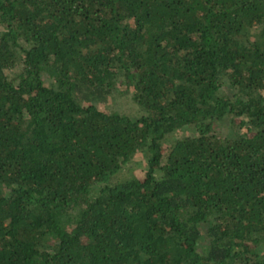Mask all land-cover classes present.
I'll list each match as a JSON object with an SVG mask.
<instances>
[{
  "label": "trees",
  "instance_id": "1",
  "mask_svg": "<svg viewBox=\"0 0 264 264\" xmlns=\"http://www.w3.org/2000/svg\"><path fill=\"white\" fill-rule=\"evenodd\" d=\"M0 264H264V0H0Z\"/></svg>",
  "mask_w": 264,
  "mask_h": 264
},
{
  "label": "rangeland",
  "instance_id": "2",
  "mask_svg": "<svg viewBox=\"0 0 264 264\" xmlns=\"http://www.w3.org/2000/svg\"><path fill=\"white\" fill-rule=\"evenodd\" d=\"M132 93L128 92L126 94H120L117 96L110 97V99L105 103L101 104L100 107L104 110L110 111V112H124L135 115L137 113L136 105L131 100ZM143 171L142 168L138 166H131L128 168L123 176H133L136 174H141Z\"/></svg>",
  "mask_w": 264,
  "mask_h": 264
}]
</instances>
